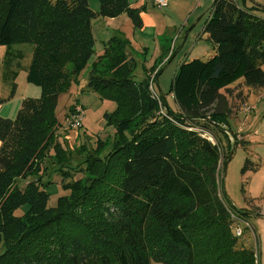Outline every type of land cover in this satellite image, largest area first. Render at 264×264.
I'll use <instances>...</instances> for the list:
<instances>
[{"label": "trees", "instance_id": "1", "mask_svg": "<svg viewBox=\"0 0 264 264\" xmlns=\"http://www.w3.org/2000/svg\"><path fill=\"white\" fill-rule=\"evenodd\" d=\"M98 1L94 12L89 0H0L9 99L26 57L16 45L33 46L27 81L41 88L15 119L0 117V264H258L232 230L230 212L248 213L230 202L224 185L232 147L248 142L228 140L220 173L218 130L232 133L221 91L239 83L264 89V4L213 1L203 33L214 53L179 65L169 90L180 108L175 112L154 93L157 65L136 77L124 35L113 34L89 65L94 19L126 14L136 29L143 27L145 8L130 0ZM88 67L87 89L116 104L105 114L114 134L95 148L81 145L85 157L74 167L58 138L57 107ZM212 132L216 143L205 136ZM48 158L62 181L69 180L63 185L69 193L54 206L52 181L45 180ZM250 168L257 169L247 158L243 174ZM76 173L82 177L74 180Z\"/></svg>", "mask_w": 264, "mask_h": 264}, {"label": "rangeland", "instance_id": "2", "mask_svg": "<svg viewBox=\"0 0 264 264\" xmlns=\"http://www.w3.org/2000/svg\"><path fill=\"white\" fill-rule=\"evenodd\" d=\"M169 1V7L162 10L158 9V13L160 16L166 17L165 22L168 28L162 41L164 43L168 42L170 48L165 52V57L160 58L158 61L157 66L161 69V74L152 86L155 93L177 112L180 109L179 105L169 93V90L179 65L194 58L206 60L214 53L213 44L207 39V36L200 37L203 34V26L205 20L209 17L214 0ZM235 1L243 5L244 0ZM198 2L201 6L198 13L193 16L189 26H183V17L190 5L193 3L198 4ZM247 3L248 5L253 3L264 4V0H247ZM89 5L94 12L99 11L98 0H89ZM102 19L103 17H97L92 22L93 34L96 39V53L91 58L89 65L96 60L99 54L103 53L104 42L110 38L111 29L108 25H105ZM152 33L151 30H147V33L143 36L139 30L137 31L138 41L147 47L143 51L132 47L137 60L135 70L137 78L143 77L144 66L146 68L151 66L152 68L156 65L153 61H157L155 60L157 48L152 39ZM171 37L172 40L170 41ZM166 39L168 40L166 41ZM15 48L26 53V58L22 61L24 68L19 71L16 80V94L13 99H9L11 85L5 82L2 76V61L7 48L0 46V98L5 100L2 107H0V117L7 119L16 118L25 99L38 98L41 95V88L27 81V69L31 61V56H28V54L29 52L32 53L33 46L24 44L16 45ZM89 69L90 67L79 76L77 86H74L69 93L60 96L57 107V116L60 121L57 130L58 138L72 156L71 165L74 167L85 157V153L80 152L78 149L81 145L86 144L88 149H92L95 148L98 139L106 140L114 134L113 128L107 125L105 114L112 113L116 109V104L102 99L99 93L87 89ZM221 92L227 96L229 101L231 109L229 125L232 133L236 134L237 137L235 138L232 133L228 132L227 127H225L223 133L218 130L222 136L221 143L219 142L222 152L220 173L223 171V165L229 150V147H227L228 140L230 142L236 139L247 141V146L239 143L237 146L232 147V155L228 160L225 171L224 185L230 202L238 210L248 213L247 219L254 229V233L246 231L240 242L243 246L245 243L254 250L258 264H264V89H248L244 83H239L233 85L229 92L226 90ZM71 106H75V113L70 110ZM78 108L83 110V115L82 119L76 122V115L80 113ZM248 108L249 111H247ZM79 126L81 127L79 128ZM226 134L228 137H226ZM205 135L215 143L216 140H219L217 134L205 133ZM247 158L251 160L253 166L257 169L250 168L243 174L242 169ZM44 166L47 167L45 180L52 181L49 187L52 194L50 206H54L60 196L69 193L63 188V185L67 184L69 180L62 181L61 176L54 172L55 165L51 158L46 160ZM81 177L82 173H76L73 179L76 180ZM21 214V211L17 212V215ZM151 264L163 263L151 261Z\"/></svg>", "mask_w": 264, "mask_h": 264}, {"label": "crops", "instance_id": "3", "mask_svg": "<svg viewBox=\"0 0 264 264\" xmlns=\"http://www.w3.org/2000/svg\"><path fill=\"white\" fill-rule=\"evenodd\" d=\"M175 1L176 0H173V2H175ZM130 3H131V6L133 8H145V11H142V13H141V17L143 20V27L141 29H136L133 22L131 21V19L126 14H123V15L116 17V18H103L102 20L104 21L105 25H108L109 28L111 29V33L109 35L110 37L116 33L122 34L131 42V46L134 49H137L139 51H143V50L147 49V47H145L142 43H140L138 41L137 31L139 30L141 32V34L144 36L147 33V30H151L153 32L152 33V39H153L154 44L157 48V55H156L157 57L155 59L157 61H153V62H155L154 64L157 65L160 58L165 57V52H167V50H169V48H170L168 45L169 44L168 42L164 43L162 41V39L166 35V32H167L166 30L168 28L167 23L165 22L166 17L160 16V14L158 13V9H160V8H158L155 5V0H130ZM169 5H170V1H169ZM169 5H168V7H169ZM247 5H248V3H247ZM200 7H201L200 2H198V4L193 3L192 5H190L186 15L183 17V22H184L183 26L187 27L190 25V22H191L193 16L198 13V10L200 9ZM160 10H162V9H160ZM209 16H210V14H209ZM92 28H93V24H92ZM203 30H204V26H203ZM203 36H207V39H208L207 34L203 33V34H201L200 37L203 38ZM167 40L168 39H166V41ZM171 40H172V37L170 38V41ZM28 56H31L30 58H32V53L29 52ZM3 60H4V58H3ZM150 68H151V66L147 67V69H148L147 75H149L151 73ZM157 68L160 69L159 67H157ZM154 75L155 74L150 75V77L152 78V76H154ZM143 77H145V72L143 74ZM0 107H2V105H0ZM0 146H1V142H0Z\"/></svg>", "mask_w": 264, "mask_h": 264}, {"label": "built area", "instance_id": "4", "mask_svg": "<svg viewBox=\"0 0 264 264\" xmlns=\"http://www.w3.org/2000/svg\"><path fill=\"white\" fill-rule=\"evenodd\" d=\"M155 5L160 9H165L168 7L169 1L168 0H155ZM249 110L250 109L248 108L247 111ZM78 112L80 113L76 115V122L79 121V119H82V115H83V110L81 108H78ZM209 139L211 140V138ZM230 215L233 220L232 230L236 237L238 238L243 237L246 231H248L249 233H254L253 226L250 223V221L247 219V217L242 216L241 214L236 213V212H230Z\"/></svg>", "mask_w": 264, "mask_h": 264}, {"label": "water", "instance_id": "5", "mask_svg": "<svg viewBox=\"0 0 264 264\" xmlns=\"http://www.w3.org/2000/svg\"><path fill=\"white\" fill-rule=\"evenodd\" d=\"M231 155H232V153L230 154L229 159L231 158Z\"/></svg>", "mask_w": 264, "mask_h": 264}]
</instances>
